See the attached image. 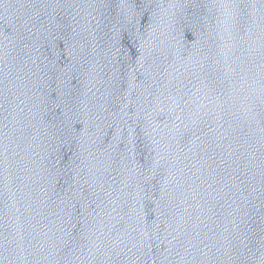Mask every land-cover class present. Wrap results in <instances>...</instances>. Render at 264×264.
Wrapping results in <instances>:
<instances>
[{"label":"water","instance_id":"water-1","mask_svg":"<svg viewBox=\"0 0 264 264\" xmlns=\"http://www.w3.org/2000/svg\"><path fill=\"white\" fill-rule=\"evenodd\" d=\"M0 264H264V0H0Z\"/></svg>","mask_w":264,"mask_h":264}]
</instances>
